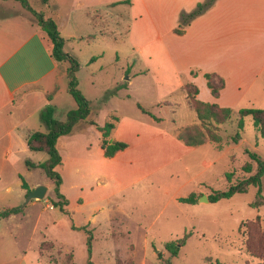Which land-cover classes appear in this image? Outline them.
Here are the masks:
<instances>
[{
	"label": "rangeland",
	"instance_id": "374dc122",
	"mask_svg": "<svg viewBox=\"0 0 264 264\" xmlns=\"http://www.w3.org/2000/svg\"><path fill=\"white\" fill-rule=\"evenodd\" d=\"M29 2L61 27L65 49L80 63L75 76L98 124H104L111 113L124 117L126 133L132 126L142 132L149 121L171 134L199 124L185 91L165 73L162 51H155L152 58L160 63L156 73L146 65L150 50L132 48L130 37L144 40L146 35L135 29L131 34L128 7L102 8L89 15V0H50V6L41 0ZM3 13L21 15L20 21H28L29 12L17 0H0V15ZM95 60L96 64L88 65ZM65 70L66 65L61 71ZM139 70L145 72L128 84L126 78ZM60 85L56 118L64 120L76 102L67 91L68 76L60 78ZM138 104L160 120L144 113ZM258 108H264V103H258ZM237 110L219 130V146H225V156L208 169L202 166V158L211 146L205 147L209 151L186 154L160 165L156 174L142 177L155 163L133 160L138 154L134 147L129 154L107 159L91 129L79 134L81 138L71 149L70 137L63 136L58 147L63 163L57 171L62 177L61 193L69 205L65 211L53 207L55 184L41 168L26 180L47 183L44 199L26 203L19 187L0 195L6 204L0 212L23 209L0 218V264H165L168 259L169 264H264V237L257 236L264 233V203L253 204L258 192L255 186L215 203L198 200L188 204L178 199L193 191L208 196L211 190L200 185L202 179L213 188L224 189L226 171L234 173L233 180L248 175L243 170L251 161L247 150L264 159V137L251 116L243 119L242 139L233 140L239 131ZM39 129L47 131V126L41 123ZM34 155L43 161L48 158L44 152ZM252 163L255 173L257 165ZM262 188L264 196V175ZM88 230L93 233L91 240ZM187 232L191 236L178 256H172L166 242Z\"/></svg>",
	"mask_w": 264,
	"mask_h": 264
},
{
	"label": "crops",
	"instance_id": "0c3cea01",
	"mask_svg": "<svg viewBox=\"0 0 264 264\" xmlns=\"http://www.w3.org/2000/svg\"><path fill=\"white\" fill-rule=\"evenodd\" d=\"M120 1L126 0H89L86 9L90 15L100 13L102 8L128 7L132 19L131 34L135 29L146 35L144 40L130 37L129 43L133 49L150 50V63L146 64L150 69L159 70L158 58H152L156 56L155 51H162L165 73L172 75L178 87L188 81L195 83L199 88L198 98L202 101L234 110L258 108V103H264V0H216L212 7L190 22L183 34L175 33L181 13L193 10L205 0H129V3L114 5ZM20 16L0 15V195L19 187L20 193L26 197L28 192L23 188L21 177L30 190L47 185L26 180V176L37 169H29L27 160L43 162L42 157L34 155L39 152L32 153L29 149L27 139L31 131L40 130L41 123H44L40 114L48 104L56 105L59 110L60 102L56 100L61 91L60 78L68 76L70 64H59L53 58L49 36L29 14L28 21H20ZM58 27L63 36L59 24ZM65 65L67 70L63 72L62 66ZM192 71L198 74L194 75ZM144 72L139 70L126 78L128 84ZM205 73L224 79L225 85L218 97H214L208 87ZM50 94L52 99L48 98ZM125 128L126 121L120 117L113 138L128 146L107 159L129 154L128 150L134 147L138 154L133 160L155 163L142 177L156 174L160 165L172 163L186 154L197 152L200 155L199 151L208 150L207 146L212 150L202 158V166L206 169L225 156V146L219 147L211 141L188 145L178 137L179 132L171 134L150 121L142 132L132 126L126 133ZM89 129L97 133L96 139L101 145V132L96 126L89 125L83 131L64 135L70 137V149L81 138L79 134ZM62 137L58 139L57 147ZM202 184L207 182L202 179ZM181 197L185 196H178V199ZM5 205L0 199V207Z\"/></svg>",
	"mask_w": 264,
	"mask_h": 264
},
{
	"label": "trees",
	"instance_id": "16d2710c",
	"mask_svg": "<svg viewBox=\"0 0 264 264\" xmlns=\"http://www.w3.org/2000/svg\"><path fill=\"white\" fill-rule=\"evenodd\" d=\"M20 1L24 7L29 12L32 20L40 26L49 36L52 42V56L59 63L69 62L70 66L68 68V78L69 85L68 91L76 101V108L67 111L65 119L60 120L56 118V112L58 107L54 104H48L41 111V119L47 126V131L33 130L30 132L27 144L32 152H44L48 155L47 160L34 163L27 160L26 165L29 169L41 168L43 169L46 176L52 180L55 184V194L56 199L52 200L53 207L59 208L65 211L66 207L69 205V201L64 194L61 193L62 177L57 171V167L62 164V156L57 147L58 139L64 135L74 134L76 132L83 131L87 126L93 125L102 134L101 148L103 154L106 158L114 157L119 151L127 148V144L122 141H117L113 138V132L117 126L120 117L111 113L103 125H99L95 119L92 117V107L90 101L86 98L83 92L79 88V82L75 76V72L80 69V63L78 59L65 51L66 40L61 35L58 24L52 17H46L42 11L36 10L29 2V0H17ZM44 5L50 6V0H41ZM129 0L120 1V3H129ZM216 0H205L200 2L197 6L189 11L182 12L180 15V21L178 26L175 28V33L183 34L186 27L190 22L197 16L201 15L207 11L210 7L214 5ZM192 74L197 75L198 72L192 71ZM208 87L210 88L214 97H218L221 89L225 85L223 78L216 77L213 73L204 74ZM182 89L186 93L187 104L196 113L199 124H192L186 127L180 128L178 130V137L183 140L186 144L197 146L204 144L206 141H211L219 146L221 141V136L219 135V130L222 125L230 121L234 114V109L229 107H221L217 103H210L202 101L198 98L199 88L193 82H185ZM49 99H52V94L48 95ZM139 108L147 114L154 117L152 111L138 104ZM239 115V131L234 137L235 142H239L242 139L241 131L243 130V119L246 116H251L255 127L260 131L261 135L264 137V108L256 107H246L237 110ZM160 120L157 117H154ZM221 147V146H219ZM247 153L251 161L243 165V170L248 174L243 178H238L233 180V172L226 171L225 178L228 185L224 189H216L210 185L202 184L211 190L208 195L210 202L215 203L223 199H229L238 193H245L248 191L250 186H255L258 189L257 200L253 203L254 205L260 206L264 203L262 179L264 175V159L256 152L247 150ZM254 161L257 165L256 172L253 173V163ZM23 188L30 191L28 183L23 177ZM202 195L198 194L197 191H193L185 197H181L180 201L188 204H196ZM23 209L19 207H14L6 209L0 212V218H7L13 214L22 212ZM86 227L82 228L85 229ZM90 233V240L93 238V233ZM191 236V233L187 232L182 238L177 240H171L166 242V249L171 253L172 256H178L179 251L183 245L186 244L187 239ZM260 238L264 237V233L257 235ZM91 247V242H90ZM73 264H77L74 263ZM87 264H93L89 261ZM169 264V259L165 262Z\"/></svg>",
	"mask_w": 264,
	"mask_h": 264
},
{
	"label": "water",
	"instance_id": "95a60500",
	"mask_svg": "<svg viewBox=\"0 0 264 264\" xmlns=\"http://www.w3.org/2000/svg\"><path fill=\"white\" fill-rule=\"evenodd\" d=\"M47 191H48V187L46 185H40L35 189L30 190L26 195V203L30 202L33 199H37V200L44 199ZM199 201H205L209 203L210 199L207 195L204 194L199 198Z\"/></svg>",
	"mask_w": 264,
	"mask_h": 264
}]
</instances>
